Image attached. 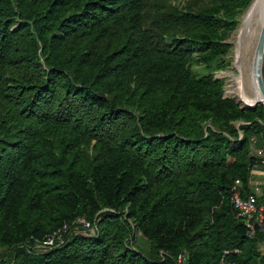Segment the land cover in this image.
Wrapping results in <instances>:
<instances>
[{"label":"trees","instance_id":"trees-1","mask_svg":"<svg viewBox=\"0 0 264 264\" xmlns=\"http://www.w3.org/2000/svg\"><path fill=\"white\" fill-rule=\"evenodd\" d=\"M248 1L0 0V264H264V219L248 236L230 202L264 107L213 73Z\"/></svg>","mask_w":264,"mask_h":264},{"label":"built area","instance_id":"built-area-1","mask_svg":"<svg viewBox=\"0 0 264 264\" xmlns=\"http://www.w3.org/2000/svg\"><path fill=\"white\" fill-rule=\"evenodd\" d=\"M255 153L260 157L259 164L264 165V144L255 148ZM264 173V169L260 168L258 165L253 164L249 169V176L248 183L251 186V191L247 192L246 194L242 195L237 190H233L230 194V202L232 203L233 207L235 208L237 214L241 216L243 219V223L245 226V233L248 236H251L253 233L254 225L258 224V212L264 206H260L257 204L255 194L259 190V183L260 178H254V174L262 175ZM235 184H239V180L237 178L234 179ZM81 222L82 230L86 231V228H89L90 234H93L95 231L94 223L89 224L88 221L83 220L82 218L79 219ZM64 228V224L62 225ZM80 232V230H73V233ZM89 235V234H88ZM64 240V237L59 233V231H53L44 235L41 238L37 237H30L27 238V245L31 249H45L53 245L54 243L58 244ZM55 241V242H54ZM176 262L178 264H182V257L181 254L176 255ZM217 264H235L233 260L227 259L224 256H221L218 260Z\"/></svg>","mask_w":264,"mask_h":264},{"label":"bare ground","instance_id":"bare-ground-1","mask_svg":"<svg viewBox=\"0 0 264 264\" xmlns=\"http://www.w3.org/2000/svg\"><path fill=\"white\" fill-rule=\"evenodd\" d=\"M247 7L248 8L241 18L240 28H238L239 32L232 38L235 46L234 52H236L233 60V62L235 61V65L233 66L236 74L235 76H233V72L229 74V81L231 82L230 88L231 92L235 94L242 103L251 104L259 100L260 104L264 105V93H259L251 72L252 48L255 34L259 30V26L264 18V0H253ZM248 33L253 34L252 44L249 46L246 45V56L245 58H240L241 55L238 54V52L240 53L239 50ZM246 40L248 39L246 38ZM252 83L256 88V92L252 88Z\"/></svg>","mask_w":264,"mask_h":264},{"label":"rangeland","instance_id":"rangeland-1","mask_svg":"<svg viewBox=\"0 0 264 264\" xmlns=\"http://www.w3.org/2000/svg\"><path fill=\"white\" fill-rule=\"evenodd\" d=\"M171 4L173 5H176L177 7H180V8H184L186 5H190L192 6L194 9L197 8L199 5L205 3L206 0H168ZM253 1V0H249L248 3L237 13L236 15V22L235 24L233 25V27L229 30H226L224 31L223 33V40L224 42H226L228 44V47H227V50L224 52V54L222 55L223 59H224V65L219 67V68H215L213 70V73H214V76L216 78H219L222 80V94L224 96H227V97H231L235 102H237L240 106H247V104H244L242 103L235 94H233L231 92V88H230V84L231 82L229 81V74L233 72V76H235V72H234V66L235 65V61L233 62L234 60V56L236 54V52H234V44H233V40L232 38L236 36V34L239 32V29L240 28V24H241V18L243 16V14L245 13L246 9L248 8L247 6L249 5V3ZM252 33H248L247 34V39L246 38L244 39L242 45H241V48H240V53L238 52V54H240V58H245V51L247 50V46H249L250 44H252V40H253V34L251 35ZM251 36V37H250ZM246 40V41H245ZM247 45V46H246ZM245 48H244V47ZM264 61V50H263V54H262V60H261V68H262V63ZM192 70L194 72H200L203 70V66L200 65V64H193L192 65ZM252 88L253 90L256 92V88L255 86L253 85L252 83ZM263 123H264V118H263ZM240 121L239 120H234L232 123L237 126V124L239 123ZM239 135H240V131L238 132ZM253 139V138H252ZM255 148L257 147H254L252 145V152H254ZM264 169V168H263ZM262 184V180L260 179V183H259V190H260V186ZM258 190V191H259ZM259 205L260 206H264V203H260L259 202ZM258 216V223L261 222V220L264 219V208H261L257 214ZM261 224V223H260ZM263 226V225H262ZM264 228V227H263ZM76 230H80V234H84V235H91L90 232H89V228H86V231L82 230V226L80 225V228H76ZM143 239L141 237H137V239ZM134 242V241H133ZM131 243L132 245L134 243ZM134 246V245H133Z\"/></svg>","mask_w":264,"mask_h":264},{"label":"water","instance_id":"water-1","mask_svg":"<svg viewBox=\"0 0 264 264\" xmlns=\"http://www.w3.org/2000/svg\"><path fill=\"white\" fill-rule=\"evenodd\" d=\"M264 50V18L259 26V30L254 37V43L251 55V72L253 74L255 85L260 94L264 93V82L261 74V60ZM258 101H255L247 106H254ZM264 107V105H263Z\"/></svg>","mask_w":264,"mask_h":264},{"label":"crops","instance_id":"crops-1","mask_svg":"<svg viewBox=\"0 0 264 264\" xmlns=\"http://www.w3.org/2000/svg\"><path fill=\"white\" fill-rule=\"evenodd\" d=\"M257 176H258V174H254V178L258 179V177H257Z\"/></svg>","mask_w":264,"mask_h":264}]
</instances>
